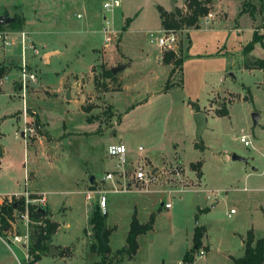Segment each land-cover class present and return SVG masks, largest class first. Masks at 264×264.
I'll list each match as a JSON object with an SVG mask.
<instances>
[{"label": "rangeland", "instance_id": "obj_1", "mask_svg": "<svg viewBox=\"0 0 264 264\" xmlns=\"http://www.w3.org/2000/svg\"><path fill=\"white\" fill-rule=\"evenodd\" d=\"M204 1H212L208 4L216 19L206 24L207 15L201 17L202 28L217 23L224 29L235 23L243 3L249 2ZM252 2L256 6L255 30L263 37L253 54L264 58V7L258 0ZM102 3L0 0V16L21 21L18 26L5 23L0 31L12 30L5 34L8 50L0 39V58L20 64L9 63L16 70L12 68L0 80V204L13 196L25 201V191L31 197H47L41 206L59 222L52 242L68 246L66 254H45L36 264H100L103 258L108 264H182L185 253L194 246L197 226L205 227V253L199 252L193 264H233L229 254L243 255L241 240L253 224L258 237L264 234V70L245 68L239 55L231 67L224 57L213 56L197 61L201 73H207L206 86L187 83L192 91L189 94L181 87L175 88L171 97H158L169 72L153 78L146 59L155 58L160 51L157 37L164 27L158 7L186 13L189 0H124L113 14L117 33L111 35V42H106L100 31L105 15ZM191 27L195 26L177 28V45L163 51L183 55ZM242 28L241 38L247 43L254 35L249 15L242 19ZM20 30L28 32L25 44ZM224 36L223 45L230 33ZM46 51L55 52L51 60L49 53L44 56ZM120 61L127 63L119 74L125 90L116 92L118 77H106L103 71L110 68L109 63ZM24 62L34 79H24ZM129 63L133 65L127 66ZM152 95L155 98L149 103L135 105ZM189 98L209 115L201 141L196 140V125L188 117ZM220 109L228 114L220 115ZM255 112L260 113L257 125ZM91 119L98 128L96 135L84 132L93 129ZM114 130L117 133L111 135ZM244 134L250 145L241 141ZM174 138L179 141L177 154L171 144ZM120 140L128 147L129 171L143 164L155 177L149 183L128 186L118 176L117 181L104 180L107 172L116 168L114 159L108 157V145ZM193 140L202 148L194 147ZM233 154L245 160H235ZM100 190H107L106 222L113 229L111 252L105 255L91 249L99 240L89 233L93 231L88 222L99 205ZM89 191L93 192L91 199L87 198ZM232 209L235 212L230 214ZM21 212L16 209L9 229L0 230V237L13 249L0 241V258L10 264H15L17 256L27 264L23 243L15 244L13 238L15 234L30 235L34 224L29 220L27 225ZM135 213L141 222H147L152 214L155 221L150 231L138 237L139 249L130 259L117 250L127 243ZM32 243L30 238L26 244L28 260L32 259Z\"/></svg>", "mask_w": 264, "mask_h": 264}, {"label": "trees", "instance_id": "obj_2", "mask_svg": "<svg viewBox=\"0 0 264 264\" xmlns=\"http://www.w3.org/2000/svg\"><path fill=\"white\" fill-rule=\"evenodd\" d=\"M254 0H249L247 3H243V7L239 14L250 13L251 16H255L256 6L253 4ZM261 6L264 7V0H258ZM250 5V7H248ZM160 12V17L162 19V25L164 29H177L183 26H195L199 27V20L201 17L208 15L210 12V5L208 1L204 0H189L188 8L186 13H183L180 9L175 12H170L161 7H158ZM21 24L19 19H15L10 22V25L18 26ZM4 24H0V31ZM128 25H126L125 29ZM258 42H263V37L260 36L257 30L254 31L253 38L245 45L244 54L245 62L244 66L248 69L259 68L264 69V58H251L250 53L253 51L255 44ZM163 61L165 63H172L174 65L170 72V76L166 82V88L172 85L171 76L176 72V69L182 66L184 62L183 55L180 57L176 56L173 52H164ZM13 66L4 64L0 62V80L8 75ZM103 75L109 78H114L116 73L112 71V68H108L103 71ZM118 90H121V85L119 84ZM253 100V98L251 97ZM194 105V104H193ZM195 106V105H194ZM196 111H201L199 106H195ZM220 115L228 114L226 109L219 110ZM92 120V119H91ZM198 143V142H197ZM197 148H202L200 145L196 144ZM36 197V196H33ZM101 207L95 206L92 215L89 219V223L92 227V231L96 238L99 240L98 246L92 244L91 249L97 251L100 254H109L111 252V247L109 245V237L112 233V228L107 226V215L101 212ZM16 209H21L25 211V201L24 198H17L13 196L12 201H6L0 213V230L8 229L10 227L9 219H12L13 213ZM3 211V214H2ZM29 217L33 222V230L30 233V238L33 241L32 245L29 247L31 254L30 263L33 264L41 259L44 254L49 252V247L52 241L53 235L57 232L59 228V222L52 220L49 217V212L47 208L42 206H37L35 204H29ZM155 217L152 214L147 222H141L137 216V213L133 214L132 220L130 222V228L127 235V243L125 246L117 250L120 256H128L130 259L133 258L138 249L139 241L138 237L142 234L150 231L154 226ZM204 236L205 227L197 226L195 228L193 242L194 246L189 251H187L182 259V264H193L196 260V256L199 251L204 247ZM103 242H107L106 245ZM62 254H66L63 250ZM235 264H263L264 263V235L256 238L253 229H249L246 233L244 239V254L240 257H233ZM100 264H108L106 259L103 258Z\"/></svg>", "mask_w": 264, "mask_h": 264}, {"label": "crops", "instance_id": "obj_3", "mask_svg": "<svg viewBox=\"0 0 264 264\" xmlns=\"http://www.w3.org/2000/svg\"><path fill=\"white\" fill-rule=\"evenodd\" d=\"M209 3L212 4V1L209 2ZM212 7H213V5H212ZM241 9L239 10V13H240ZM167 10H169V9H167ZM239 13H237V15H236L235 23L228 25L227 28H225V29L222 28L217 23H216V25L213 24L212 28H210V26H209V28H202V25H203V21H202V23H199V27H191L190 29L187 30V33H186L187 44H185V47L183 48V51H182L183 52L182 54H183L184 62L182 64V66L178 67L176 69V72L171 76L172 85L169 88H166L165 87L163 90L159 91V96L158 97H161V96L171 97L174 94L173 93L174 89L175 88H181V87L182 88H185L186 92L189 94L192 91H190L188 89L187 83H194V86L195 87L196 86H199L200 88H203L204 86H206L208 84V82H209L208 79H207V73L206 74L201 73L200 68H199V64L197 63V61H199V60L209 59L210 57H213V56H219V57H222V58L224 57L226 59V63H227V66L228 67H231L232 66V62L235 61L236 55L241 56L243 58V60H245V57L246 56L244 54V47H245V45L248 42L247 43H244L243 39L241 38V34L243 32L242 19L244 17L248 16V15L251 17V25H252V28H253L252 30L254 32V30H255V24H254L255 17H252L248 13H243L242 15H240ZM79 14H81V13H79ZM213 14H214V12H213ZM77 16H78V14H77ZM213 19H216L215 15H214V18ZM213 19H211L209 21H206L205 20V23L206 24H208V23L211 24L212 22H214V21H212ZM89 21L90 22H93V19H90ZM11 31L12 30H10V29L8 31L3 30L2 34H4V36H5V34L11 32ZM20 31L21 32H25L26 33V36H27V34H28L27 31H25V30H20ZM100 31L102 32V29ZM227 32L230 33V38H229V40H227L225 42V45H223V43H224L223 38L224 39L226 38V36H224V33H227ZM232 35H233V43H232V46H230L229 43H230V39H231ZM22 37H23V35H22ZM26 39H27V37H25V41H26ZM5 41L6 40L3 39V47L6 50L7 48H6ZM255 47H254L253 51L255 50ZM253 51L250 53L249 56H251L252 58L255 59L256 56L253 54ZM48 53L50 54V60H51L52 54L55 53V52L54 51H46L44 53V56L46 54H48ZM163 53H164V51L160 47V51H158V54H157V56L155 58H149V57L146 58L147 59V63H148L147 65L150 67V69H152V71H150V69H149L148 72L152 75L153 78L159 76V74H162L163 72H166V71L169 72V76H170V72H171V70L174 67V65L172 63H169L168 64V63H165L163 61ZM3 61L7 65H11V64H9L11 62L14 63L11 60L7 61L6 59L0 58V62H3ZM14 64L20 65L19 63H14ZM125 64H127V63H124V62L120 61V62H112V63H109L108 65H109L110 68L123 66L122 69H124L125 68ZM132 65H133V63H129V65H127V66H130L131 67ZM122 69H120L116 73V75H115L116 77H118V82L121 85V90H117L116 92H123L125 90L124 81H123L122 78L119 77L120 71ZM15 70H16V68H13V71H15ZM169 76H168V78H169ZM168 78H167V80H168ZM64 85H65V83L63 84V86L60 87V89L58 90V92L61 91V88H64ZM78 85H79V81H75V86H77V88H80V87H78ZM14 86L15 85L12 84L11 88L12 89H15ZM71 94H72V97H73L74 96V92H72ZM154 98H155V96L152 95L148 99H145V100H142L140 102H137L135 105L139 106V105H142L144 103H149ZM171 99H172L171 101H174L175 102V99L174 98H171ZM71 100L75 101L74 99H71ZM193 104L195 106H199L201 108H202V105L199 102L194 101L192 98H189L187 100V106L189 108V111H188V114L189 115H188V117H191L193 119L195 125H196V122H195V119H194V115L198 111H196L195 106ZM188 117H186V118H188ZM208 117H209V115L207 114V120H208ZM91 122L94 125L93 126V129H91L89 131H84V132H89V134H95L96 135L97 134L96 131L98 130L97 125H96V123H95L94 120H92ZM120 122H122V120ZM109 133H111V135H115L117 133V131L114 130V131H110ZM186 136H184V137H186ZM174 139L175 140H172V143L171 144H172V146L174 148V152H176V154H177V152H179V141H177L178 140L177 138H174ZM118 142H123V141L120 140ZM175 142H177V145H175ZM192 142H193L194 147H196L195 146V142L196 141L193 140ZM112 143H117V142H112ZM112 143H110V144H112ZM149 162H151V160H149ZM158 165L159 164H156L155 167L157 168ZM156 168H155V170H156ZM30 178L33 179L34 177L33 176H30ZM203 179H204V173H203V175L201 177V180H203ZM132 184L131 183H128V186H131ZM107 198H108V203H109V197L107 196ZM0 199H1V197H0ZM89 218H90V216H89ZM88 222H89V219H88ZM251 229L254 230V233L256 235V238H259L258 237V233H257L258 228H256L254 226V224H253ZM262 231L264 233V227L262 228ZM89 233H93V232H89ZM263 235H261V236H263ZM245 237H246V234L243 236V238L241 240V245L243 247V250H244V239H245ZM0 241H2L10 250L13 251V249L11 247V243H9L8 241L2 239L1 237H0ZM203 241H204V239H203ZM15 244H17V243H15ZM20 245L23 246L24 249H25V256H24L25 262L27 264H31L30 263L31 260H28L29 258H27V252H26L27 249H26V246H24V244H20ZM51 245L54 246V247H56L58 250L61 251L60 255H62L63 250H66V247L68 246V245H58L57 246V245L53 244L52 241H51L50 246ZM204 245H205V242H204ZM47 254H49V252ZM56 255H59V254H55V255H52V256H56ZM229 257L232 258V259L230 258L231 259V262L233 264H235V262L233 260V257H237V256H235L233 254H229ZM17 261H16L17 264L18 263L19 264H24L20 260V258L18 256H17ZM16 262H15V264H16ZM37 262H35L33 264H36ZM0 264H10V263H8L6 259L0 258Z\"/></svg>", "mask_w": 264, "mask_h": 264}, {"label": "built area", "instance_id": "obj_4", "mask_svg": "<svg viewBox=\"0 0 264 264\" xmlns=\"http://www.w3.org/2000/svg\"><path fill=\"white\" fill-rule=\"evenodd\" d=\"M124 0H103L102 6L105 11V15L103 16L104 18V26L102 27V32L105 35V41L106 42H111L112 41V34H116L117 31L113 28V14L116 9L122 6ZM112 16V17H109ZM78 17H81V14H78ZM205 20L209 21L214 18V15L210 12L207 16H205ZM162 33L157 37V43L162 49H169V48H175V46L178 43V34L175 29H162ZM23 35V42L25 44V37L26 33L22 32ZM0 39H5V36L0 32ZM6 43V41H5ZM34 47V46H31ZM36 53L38 52V49H36ZM27 62L23 63V67L25 72L23 73L24 79L27 77L34 79L35 75L34 74H28L26 72V66ZM33 129H30V131ZM28 132V128H25L23 131V135L25 136ZM30 135V134H29ZM241 141H243L246 145H250L251 141L248 139L247 135H242ZM140 150L142 147L139 148ZM128 148L127 145L123 142H117V143H112L108 146L107 149V154L109 159H114L115 161V170L108 171L107 174L104 177V180H116V177H120L123 179V181L128 185V183H142V184H147L151 180H153L155 177L151 172H146L145 166L143 164H138L136 167L133 168V170L130 172L129 171V166H128ZM117 181V180H116ZM132 186V185H131ZM126 189V187H125ZM117 190V189H116ZM25 196H26V202H25V211L21 212V217L24 221H26V224L28 225V222L30 220L29 217V204H35L37 206H41L47 203V197L43 194H40L39 196L36 197H31L28 194V191H25ZM23 193V194H24ZM93 192L89 191L87 194V198L91 199ZM99 206L101 207L102 210H106L107 205H108V198H107V190H100L99 192ZM13 195H19V194H13ZM18 198V197H17ZM13 197H10V201H12ZM8 201V200H7ZM3 205L0 204V213L2 210ZM165 206L167 208L171 207V203L167 202L165 203ZM235 210L232 209L231 213H234ZM9 229V228H8ZM14 242L15 243H23L24 246H27L28 242L30 241V235L27 233L25 235H20V234H15L14 235ZM199 255H203L205 253L204 249H201L199 251ZM30 255L27 253V258Z\"/></svg>", "mask_w": 264, "mask_h": 264}, {"label": "water", "instance_id": "obj_5", "mask_svg": "<svg viewBox=\"0 0 264 264\" xmlns=\"http://www.w3.org/2000/svg\"><path fill=\"white\" fill-rule=\"evenodd\" d=\"M12 21H14V18H9L6 15H1L0 16V24L10 23ZM122 68H123V66L113 67L112 71L114 73H117ZM259 118H260V113L259 112L253 113L254 125L258 124ZM194 119H195V122H196V140L197 141H201L202 140V134H203L204 130L207 128V126H208L207 113L204 112V111H198V112L195 113ZM232 158L235 159V160H237V159L238 160H245V158H243V157H241V156H239L237 154H233ZM94 179H95V176L92 175L90 177V181L93 183ZM162 204L164 205L165 202H163ZM103 244L106 245L107 242H103ZM49 253L51 255H55V254H60L61 251L58 250L56 247L51 245L49 247Z\"/></svg>", "mask_w": 264, "mask_h": 264}]
</instances>
